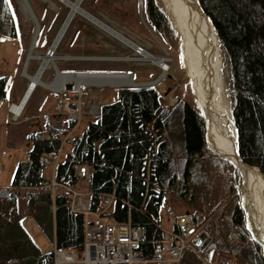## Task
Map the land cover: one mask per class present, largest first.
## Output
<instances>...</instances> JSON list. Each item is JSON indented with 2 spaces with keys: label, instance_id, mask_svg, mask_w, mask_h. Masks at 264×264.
Returning a JSON list of instances; mask_svg holds the SVG:
<instances>
[{
  "label": "trees",
  "instance_id": "trees-1",
  "mask_svg": "<svg viewBox=\"0 0 264 264\" xmlns=\"http://www.w3.org/2000/svg\"><path fill=\"white\" fill-rule=\"evenodd\" d=\"M199 1L228 56L232 79L230 97L241 157L264 174V0ZM146 12L155 30L160 32L165 26L174 34L155 0H146ZM0 33L7 39L18 38L15 13L8 0H0ZM9 85L10 77L0 78V105L7 97ZM196 106L197 109L180 107L179 125L185 133L183 148L189 157L201 155L205 148V120L197 103ZM171 118L172 113L163 108L156 89L120 88L116 101L102 107L100 119L90 123L81 137L71 141L72 153L58 165L56 172L57 180L74 184V165L89 164L92 167L90 185L96 192L92 208H96L100 193L114 190L115 218L119 222L130 220L134 226L143 228L142 252L148 258L152 257L153 242L162 238L156 220L165 190L177 178L173 145L164 137L166 130L171 129ZM32 139L28 159L19 164L14 175V187H41L47 183L42 176L41 155L58 152L61 143L42 140L41 134H33ZM179 159L180 163L184 162L185 171L189 159ZM219 159L233 168L234 182L240 184L238 170L227 160ZM186 189L183 180L181 196L186 194ZM67 203L64 197L56 199L55 244L59 249L79 251L84 242V218L72 213ZM128 204L133 207L130 219ZM230 216L236 226L246 229L239 193L234 197ZM193 217L197 222V215ZM221 229L224 232L225 227ZM219 235L222 249L229 248L224 244L223 235Z\"/></svg>",
  "mask_w": 264,
  "mask_h": 264
},
{
  "label": "rangeland",
  "instance_id": "rangeland-1",
  "mask_svg": "<svg viewBox=\"0 0 264 264\" xmlns=\"http://www.w3.org/2000/svg\"><path fill=\"white\" fill-rule=\"evenodd\" d=\"M14 10L16 22L18 26V38L7 39L0 33V78L10 77V87L7 99L0 108V186L7 187L12 180L15 164L17 160H26L29 146L18 142L16 129H18V137L21 138L29 133L31 126L38 123L40 120L33 119L30 122H23L22 118L16 120L10 114L6 113V107L10 101L18 102L22 93L25 91L29 80L23 75L24 63L26 56L32 44V40L36 30H39L38 41L34 49V53L38 55H46L47 51L52 46V42L57 32L64 23L70 9L59 0H8ZM75 1V0H71ZM156 6L164 12L162 4L159 0H155ZM83 10L94 17L104 21L109 26L123 33L124 37L131 40L137 49L130 48L122 41L105 32L87 18L76 15L70 24L63 40L55 51L58 56H69L68 60L54 61L57 69L53 64L44 72L42 81L44 83L51 82L55 74L69 72H81L91 74H130L138 82H152L155 81L162 73L161 69L151 63L143 62H129L121 60H112L127 56H135L136 51L140 48L149 52L154 56H166L170 59L168 64L172 71L166 74V77L157 85L154 86H140L135 88H154L160 96V101L163 108L172 113L171 129L166 130L164 137L171 141L174 150V161H178L175 150L177 147V133L180 131L179 121L180 112L184 106L192 109H197L196 97L193 90V82L188 76L181 55V42L174 32L163 27V30L158 32L149 23L146 12V0H84L81 4ZM167 21L169 22L168 18ZM226 63L228 67V95L231 102V72L228 56L225 49L222 47ZM74 57V58H72ZM40 60H32L28 67V74L34 75L40 68ZM87 71V72H86ZM104 88V89H102ZM124 88H133L125 86ZM102 89V90H101ZM117 87L114 86H92L89 88V97L86 98V105L88 106L92 101L103 106L104 102L114 98L117 92ZM50 93L43 87H38L34 94L33 100L28 105L27 109L30 113L35 114L34 105L38 98ZM232 107V103H231ZM233 109V108H232ZM233 113V112H232ZM21 119V121L19 120ZM98 117L92 116L82 117V122L79 124L74 132L69 137H80L86 131L88 121H96ZM18 122V123H17ZM71 133V132H70ZM69 134V133H68ZM66 135V134H65ZM66 138V137H65ZM16 142L18 146L15 150L9 143ZM69 141V140H68ZM20 144V145H19ZM27 150V151H26ZM71 150V144L68 142L62 147L60 157L61 162L66 158L67 152ZM204 156H196L194 158V167H192L193 174L200 176V179L195 180V185L191 184V199L190 193L187 194V199L183 202L179 197L181 183H177L171 190L166 191L164 204L159 214V227L162 231L168 230L172 225V220L167 215V209L172 210L176 215H183L188 211L191 213H198L199 207L203 202V193H199V183L202 186L208 185L206 188L208 194H204L205 198H209L203 205L205 216L211 213L213 216L220 215L221 218L226 219L230 216L234 206V197L236 193L240 195V184H235V172L233 168L220 161L216 154H205ZM210 155V156H209ZM223 159V158H222ZM176 172L178 171L175 167ZM239 172V171H238ZM53 168L47 166L45 168V176H51ZM240 175V173H239ZM198 182V183H196ZM13 188L8 189L12 192ZM193 189V190H192ZM195 198V200H193ZM203 200V199H202ZM233 201V202H232ZM240 206L242 208V199L240 195ZM48 204L44 203L39 197L31 196L26 192H19L16 202L10 199L0 201V228L8 231V236H13L12 243H6L3 257L0 259V264H28V258H24L25 250L19 255L15 253L14 248L20 245V241L16 242L18 237L16 233L22 234V229L18 223L27 216L26 225L31 233L37 236V241L42 244L43 251H48L53 246V242L47 233L41 229L39 222L48 218L47 209ZM243 209V208H242ZM244 216L245 211L243 209ZM245 226L247 218L245 216ZM48 223V221H47ZM212 221L209 219V223ZM209 227V226H208ZM234 235L236 241H231V235L226 240L227 247L231 249H240V253L235 257V264H264V256L262 248L255 242L253 243L250 232L244 227H234ZM39 233V234H38ZM16 237V238H15ZM246 239V247L243 246L240 239ZM213 237V242L208 248L193 252H186L189 259L183 258L182 264H186L192 258L196 257L198 262L196 264H215L220 257H223L225 251L220 250V245ZM253 245L254 251L257 255L252 254L250 259V247ZM30 244L28 248L31 249ZM217 249L215 257H212L207 262L209 253H213L212 246ZM259 246V247H258ZM27 248V249H28ZM26 249V250H27ZM233 249V250H234ZM249 249V253H247ZM192 251V250H191ZM16 256L18 261L15 258ZM186 260V261H185ZM252 263H251V261ZM191 263V262H190Z\"/></svg>",
  "mask_w": 264,
  "mask_h": 264
},
{
  "label": "bare ground",
  "instance_id": "bare-ground-1",
  "mask_svg": "<svg viewBox=\"0 0 264 264\" xmlns=\"http://www.w3.org/2000/svg\"><path fill=\"white\" fill-rule=\"evenodd\" d=\"M69 9V13L61 28L53 39V50L56 51L63 40L70 24L76 15H81L105 32L116 37L130 48L137 46L123 33L106 24L104 21L86 13L81 4L84 0H59ZM165 15L169 20L171 29L176 33L181 42V57L184 67L193 82V90L196 103L206 117L205 144L216 155H223L237 164V169L244 180L241 186L243 194V206L248 216V228L252 238L257 244L262 245L264 251V174L254 167L243 165L237 160L236 127L232 114V107L228 95V67L222 49V44L214 27L201 12L197 0H159ZM79 7H78V3ZM39 30L37 29L29 52L24 63L23 75L29 80L23 94L21 104L14 108L16 117L21 116L20 111L29 101L34 90L38 86L44 88L62 89L75 83L93 84L96 86L114 87H140L154 86L160 83L167 73L172 71L166 56H154L145 50L136 51L135 56H127L112 60L129 62H145L158 66L162 73L152 82H138L130 74H78L74 76L58 73L52 84L42 81L44 72L56 60H64L53 53L45 56L34 53L38 41ZM32 60H40V68L34 75L28 74L27 70ZM93 108L100 111L99 103ZM259 242V243H258Z\"/></svg>",
  "mask_w": 264,
  "mask_h": 264
},
{
  "label": "built area",
  "instance_id": "built-area-1",
  "mask_svg": "<svg viewBox=\"0 0 264 264\" xmlns=\"http://www.w3.org/2000/svg\"><path fill=\"white\" fill-rule=\"evenodd\" d=\"M139 50L143 51L141 48ZM63 74L74 76L85 73ZM92 86L96 85L73 83L58 90L51 88V85L49 89L55 94L54 117L57 129H66L70 133L82 123L83 116L99 114V109L96 111L93 108L95 101L86 105L89 88ZM19 104L11 103L8 108L15 120L19 116L16 117L14 108ZM74 169L77 179L75 184L52 180L49 186L58 189L67 199L72 212L85 216L83 248L78 252L52 249L50 254L53 264H181L186 250H200L195 241L204 242L203 232L192 216L170 212L174 226L164 232L160 240L153 242L152 257H146L142 252V244L145 242L143 228L134 226L130 221L119 222L114 219L111 209L117 199L115 192L100 193L97 207L93 210L91 197L96 192L90 185L91 167L83 163L75 165ZM81 184L83 189L80 188ZM9 196L10 191H0V197ZM128 208L133 207L128 204Z\"/></svg>",
  "mask_w": 264,
  "mask_h": 264
},
{
  "label": "crops",
  "instance_id": "crops-1",
  "mask_svg": "<svg viewBox=\"0 0 264 264\" xmlns=\"http://www.w3.org/2000/svg\"><path fill=\"white\" fill-rule=\"evenodd\" d=\"M17 29H18V26H17ZM62 57L65 58L64 60H68V58H70L69 56L68 57L67 56H62ZM72 58H74V57H72ZM54 64H55V62H54ZM55 66H56V64H55ZM55 68L57 69V67H55ZM58 72H59V70H58ZM60 73H61V71H60ZM69 73H74V72H69ZM76 73H80V72H76ZM6 77H9V76H6ZM56 77L57 76L55 74L54 79H56ZM52 81L50 83L47 82L46 84H51ZM9 87H10V85H9ZM38 87H42V86H38ZM38 87L34 90V92L31 95L29 101L24 106L20 118H22V116H24L23 122H30L33 119L40 120V121L38 123H35V124H33L31 126V128L29 130V133L26 135V137L25 136H22L21 138H19L18 137V135H19L18 134V129H16V131H17L16 132L17 137H15V139H17V140L19 139L18 142L20 141L19 143H21V145L19 144L20 147L18 149H20L21 146H23V143L27 144L29 146V148H27L28 151L26 150L27 151V155H28L29 152L31 151V149L33 147V143H34V140L32 139V135L33 134H41L42 140H46V141L59 140L60 143H61L60 144L59 151L58 152H53V153H49V152L48 153H43L41 155V163L44 166V169L42 171V176L47 181L46 185L41 186V187H14L12 185V181H13L14 175L16 173V170L19 167V164L21 162L27 161V159H28V156H27V159L26 160H17V162L15 164V169H14L15 171H14L12 180L9 182V185L7 187L0 186V191H4V190H8L10 188H13L12 189V192H10V196L8 198L10 199V201H12L14 203L17 200V195H18L19 192H26V193L31 194L32 197L33 196L38 197V198L40 197L43 200L44 203L48 204V208L46 209L47 210V213H48V218L46 217V220L44 219V220L40 221L39 222V225H40L41 229L44 230V233H47V235L50 237V240L53 242V246L51 248H49L48 251H43L42 244L37 241V236H35L34 233H31V231L29 230V228L27 226H25L26 225V218L29 217V216H27V217H25L23 219V221L21 220V222L20 221L18 222L20 224L21 229H22L21 230L22 231V234H20V232L19 233H16V234H19V235H17L18 236L17 238L15 237L16 238V242H19L20 241L19 242L20 245H18L17 248H14V251H15L16 254L19 253V255H17V256L20 257V252H22L23 250H25L24 251L25 252V256H23V259L24 258H28V262H27L28 264H53V257L50 254V251L52 249H54V248L59 249V248L56 247V244H55V240H56V199H57V197H60V196L63 197V196L60 194V192H59L58 189H53L52 187H50L49 186V183L52 180L59 181L56 178L57 167H58V165L60 163H62V162H64L66 160V158H67V156L69 154L72 153L73 145H72L71 141L73 139H75V138H78V137L72 138V137H69V136L74 132V130L76 129V127L78 125L69 134H68V131L66 129L63 130V129H57L56 128V125H55V117H54L55 94L49 88H47V87L46 88L43 87V88L45 90L49 91L50 93L45 94V95L41 96L40 98H38L37 103L34 105V111H36L35 114L30 113V111H28L27 107L31 103V101L33 100L34 94L37 91ZM118 88H124V87H118ZM102 89H104V88H102ZM8 92H9V90H8ZM24 92L22 93V95H21V97H20V99H19V101L17 103L14 102V101H10L9 102V104L6 107V113L7 114H10L11 115V113L8 110L9 105L11 103H15V104L21 103V100H22V97H23ZM7 96H8V94H7ZM6 99H7V97H6ZM116 99H117V92H116L115 97L112 98V99L110 98L107 103L104 102L103 106L104 105H107V104L114 103L116 101ZM5 100H4V102H5ZM4 102L0 105V108L2 107V105L4 104ZM92 102H94V101H92ZM103 106L100 105L99 114L98 115H95L96 117H98V120L100 119L101 109H102ZM86 116L87 117H90V118L92 117L90 115H86ZM19 120L21 121V119H19ZM98 120H96V121H88V126H89L90 123H95ZM177 121H179V118H177ZM88 126H87V128H88ZM204 135H205V133H204ZM177 137H178V140H177V143H176L177 144V147L176 148L178 150H175V153L177 154L178 161L176 159V161H174V162L176 163V167H177L178 171L176 172V175H177L176 181L174 182V185L172 187H174L178 182L181 183L180 185L182 187V183H183V180H184L185 187H187L186 194L184 196H181V194H180L181 193V188H180L179 197L182 198L183 202H185V199H187V196H188L187 194H189V193H190L189 199H191V184H194L195 185V180L193 179V177H195L198 180V179H200L199 178L200 176H197L196 177V175H194L193 174V171H192V167H194V158L196 156H190L189 157V155H187V152L183 148V140L185 138V133L183 132L182 128H180V131H178ZM68 142L71 144V150L69 152H67L66 158L61 162L60 153H61L62 147L64 146V144H66ZM9 143L11 144V146L13 147L14 150L18 147V146H16L17 145L16 142L10 141ZM98 144H100V142ZM206 150H209V149L206 147V144H205V148H204L203 152L201 153V155H199V156L200 157H203L204 156V151L206 152ZM205 154H208V153H205ZM180 157L181 158H184L183 160H185V161H186V158L189 159L188 165L185 164L186 165L185 171H184V162L180 163V159H179ZM172 159L174 160V156H173ZM47 166H50V167L53 168V173H52L51 176H45V174H44L45 168ZM91 175H92V167H91ZM74 176H75V169H74ZM76 181H77V179H76ZM61 182H63V181H61ZM196 183H198V182H196ZM147 184H149V179L147 181ZM199 185H200L199 187L202 188L199 193H203V198H200L201 199V202H203V201L205 202L207 200L210 202V199L208 197L207 198L204 197L205 196L204 194H208V192L206 190V188L208 187V185L202 186L200 183H199ZM172 187L166 189L165 190V193H166V191L171 190ZM80 188L83 189V185L82 184L80 185ZM108 193H110V192H108ZM92 197H91V201H92ZM8 198H2V197H0V201H3L4 199H8ZM193 200H195V199H193ZM204 202H203V204H205ZM116 203H117V199L115 200V202L113 204V207L111 209L112 213L114 214V219L115 220H116V218H115V206H116ZM203 204H201V206L199 207L198 213H191L189 211L187 213H185L187 215H191L194 221H195V219H194L193 215L194 214L197 215V222L196 221L195 222L201 228L202 232L207 235L206 242L207 241H210L208 244H204L202 246V249L205 250L206 248H208L209 246H211V244L213 242V237H214L215 240H216V242L220 245V248H221L220 250L225 251V254H226L223 257H220L215 264H235L234 263V261H235V257L234 256H237V254L240 253V249H239L240 247L237 248V249H234L233 248L234 250L231 249V247L226 248L225 250L222 249V247H221L222 246L221 245V238H220V235L219 234L221 233L223 235V237H224V244H225L226 243V240L229 239L228 236L232 232L231 241L230 242L233 243V242L236 241V239L234 237V235L236 234V232L234 233V229L233 228L234 227H237L238 228V226H236L232 222L231 216H229L226 219L221 218V216H219V215H215V216H213V219H211L212 218L211 217L212 216L211 213H209V214H207L205 216V214L202 211L206 207V205H203ZM67 207H68V205H67ZM95 209H93V210H95ZM140 209H142V208H140ZM69 210H70V208H69ZM142 212H143V209H142ZM170 212L174 213L172 210H170L168 208L167 209V215H168L169 218H170V216H169V213ZM72 213H74V212H72ZM131 213H132V209H129L127 207V214L129 216V219H130ZM74 214H79V213H74ZM159 214H160V212H159ZM185 214H183V215H185ZM82 216L84 218V231H85L86 218H85L84 215H82ZM216 218H218V220H216ZM158 219H159V217H158ZM158 219L156 220V222L158 224V225H156V227L160 229L159 223H158ZM209 219L212 221V224H208L209 223ZM47 221H48V223H47ZM128 221H130V220H128ZM128 221H126V222H128ZM173 226H174V224L172 222V225H171V227L168 230L162 231L160 229L162 231V237H163L164 232L171 230V228ZM222 226L225 227L224 232H221L222 231V229H221ZM227 229H229L230 232L227 231ZM7 232L8 231L0 228V257L1 258L4 256L3 255V253H4L3 251H5L4 249L6 247V243H9L10 244V243H12V241H14V237L13 236H8V233ZM240 241L243 244V246L246 247L245 246L246 245V239L244 237L243 238L241 237ZM252 241H253V243L255 242L253 239H252ZM216 242H215V244H216ZM30 244H32L31 245V249L28 248V246ZM217 249L219 250V248H217V245H216V248L214 250V254L210 252L209 255L212 256V257H215V253H216ZM60 250L72 251V250H68V249H60ZM73 251L78 252V250H73ZM188 251L193 252L191 250L185 251L184 252V255H183V258H186L187 256H189L191 254L190 253V254L186 255V252H188ZM250 252H251L250 253V259H251L253 257L252 254H254V252H255L253 245L250 247ZM247 253H249V249H247ZM255 254L257 255L256 252H255ZM12 258H15V260L18 261V258L16 256H14ZM183 258H182V261H183ZM188 259L189 258L187 257L186 260H188ZM210 259L211 258H208L207 262H209ZM182 261H181V264H182ZM191 261L193 262V264H196L197 258L194 257V258L191 259ZM251 263H252V261H251ZM151 264H157V263H154L153 262Z\"/></svg>",
  "mask_w": 264,
  "mask_h": 264
},
{
  "label": "water",
  "instance_id": "water-1",
  "mask_svg": "<svg viewBox=\"0 0 264 264\" xmlns=\"http://www.w3.org/2000/svg\"><path fill=\"white\" fill-rule=\"evenodd\" d=\"M197 2H198V4H199V7H200V10H201V12L204 14V16L208 19V21L210 22V24L214 27V29H215V26H214V24H213V22H212V20H211V18L205 13V11H204V9H203V7H202V5H201V3H200V1L199 0H197ZM78 3V2H77ZM78 7H79V3H78ZM87 13V12H86ZM215 31H216V29H215ZM55 50H53V44H52V46L50 47V49H49V51L47 52V54L45 55V56H52V54H53V52H54ZM54 67H56L55 66V64H54ZM201 111H202V109H201ZM202 113H203V111H202ZM233 114V113H232ZM203 116H204V120H206V117H205V115L203 114ZM235 123V122H234ZM206 126L207 125H205V130H206ZM235 127H236V125H235ZM236 148H237V160H238V162L239 163H241V164H243V165H248V166H250V167H254V168H256L257 170H260L258 167H255V166H251L250 164H248V163H246L244 160H243V158L241 157V154H240V150H239V139H238V130H237V127H236ZM208 149H210L209 147H208ZM212 153L213 154H215V152H213L212 151ZM221 158H223V159H225V160H227V161H229L234 167H236V169H237V164H235L234 162H232V161H230L227 157H225V156H223V155H219ZM239 170V169H238ZM240 173V172H239ZM240 175H241V173H240ZM243 183H244V180L242 179V176H241V185H240V195H241V199H242V208L244 209V211H245V216H246V218H247V222H246V229L249 231V228H248V216H247V212H246V209L244 208V206H243V194H242V191H241V186L243 185ZM250 232V231H249ZM207 238V235L206 234H203V236H202V239H206ZM253 240L254 241H257L256 239H254L253 238ZM201 240H198V241H196L195 242V244L197 245V246H200L201 245ZM210 241H207L205 244H208ZM259 243V242H258ZM259 245L262 247V245L259 243ZM263 256H264V251H263Z\"/></svg>",
  "mask_w": 264,
  "mask_h": 264
}]
</instances>
